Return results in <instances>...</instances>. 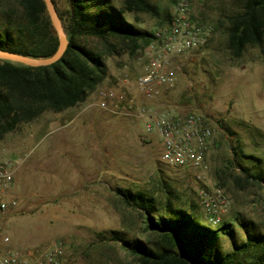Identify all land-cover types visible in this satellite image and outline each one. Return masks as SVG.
Segmentation results:
<instances>
[{
	"label": "rangeland",
	"instance_id": "rangeland-1",
	"mask_svg": "<svg viewBox=\"0 0 264 264\" xmlns=\"http://www.w3.org/2000/svg\"><path fill=\"white\" fill-rule=\"evenodd\" d=\"M56 1L59 9L69 8L67 0ZM149 1L158 16L138 13L127 18L154 34L153 42L166 40L175 5ZM188 2L191 18L213 26V31L203 48L192 51L190 69L174 89L156 102L140 98L139 103L150 108L163 102L167 109L179 106L207 119L215 132L208 175L201 181L175 170L163 173L157 169L164 168L161 163L142 160L144 151L154 147L140 134L134 135L139 145L128 137L141 130L142 120L124 115L137 113L131 105L139 96L136 85L125 86L121 80L126 72H140L145 48L135 56L106 55L109 80L102 86L128 92L127 103L115 114L89 107L94 95L75 108L45 114L0 142L1 164L15 167L23 161L11 185L19 207L0 214V239L9 237L20 250L64 241L74 264H138L110 234L101 235L118 231L131 240L149 239L145 219L125 205L118 189L146 191L161 207L170 200L212 228L231 224L241 242L246 235L240 221L254 222L264 232V181L242 170L264 172V47H250L236 58L228 47L226 23L237 6L230 0ZM115 4L121 6V1ZM137 63L140 69L135 70ZM203 190H219L231 201L219 225L209 222L201 208ZM221 243L225 253L234 250L228 236L221 235Z\"/></svg>",
	"mask_w": 264,
	"mask_h": 264
},
{
	"label": "trees",
	"instance_id": "trees-1",
	"mask_svg": "<svg viewBox=\"0 0 264 264\" xmlns=\"http://www.w3.org/2000/svg\"><path fill=\"white\" fill-rule=\"evenodd\" d=\"M69 45L52 65L31 67L0 60V142L23 125L47 113H62L85 103L108 77L106 55L135 56L155 35L138 28L127 15L158 16L149 0H67L59 9ZM176 5L179 0H169ZM237 10L227 17L228 47L236 58L248 48L264 47V0H230ZM223 25V24H222ZM59 48V39L44 0H0V49L45 59ZM242 167V166H241ZM264 181L262 170L248 173ZM244 189V188H243ZM128 208L145 219L148 241L131 240L118 231L103 232L120 242L138 264H264V232L254 222L240 221L246 241H238L231 224L205 225L169 200L159 206L150 193L118 189ZM221 235L234 250L225 253Z\"/></svg>",
	"mask_w": 264,
	"mask_h": 264
},
{
	"label": "built area",
	"instance_id": "built-area-1",
	"mask_svg": "<svg viewBox=\"0 0 264 264\" xmlns=\"http://www.w3.org/2000/svg\"><path fill=\"white\" fill-rule=\"evenodd\" d=\"M212 31L213 26L200 25L191 18L188 0H179L171 18L169 36L146 47L143 58L139 59L142 67L135 80L139 96L152 101L174 89L190 69L188 58L192 51L203 48ZM127 100L126 90L102 86L97 88L89 107L98 106L115 114L116 108ZM136 111L124 115L142 120L146 131L158 133L162 145L159 163L164 166L161 168L164 173L175 170L201 181L208 175L215 132L204 116L191 110H154L145 106L137 107ZM142 160L149 162V153L144 151ZM22 165L23 161L15 167L11 163H0V214L19 207V198L11 185ZM200 204L208 221L219 225L231 201L219 190L215 194L203 190ZM70 259L69 247L64 241L34 250H20L12 246L9 237L0 239V264H74Z\"/></svg>",
	"mask_w": 264,
	"mask_h": 264
},
{
	"label": "water",
	"instance_id": "water-1",
	"mask_svg": "<svg viewBox=\"0 0 264 264\" xmlns=\"http://www.w3.org/2000/svg\"><path fill=\"white\" fill-rule=\"evenodd\" d=\"M44 2L46 4L48 14L51 18V21L53 23V26L55 28V31L59 39L58 51L50 58L36 59L0 49V60L9 61L12 63L31 66V67H43V66L52 65L62 59L69 45L67 32L60 19V16L56 10L53 1L44 0Z\"/></svg>",
	"mask_w": 264,
	"mask_h": 264
},
{
	"label": "crops",
	"instance_id": "crops-1",
	"mask_svg": "<svg viewBox=\"0 0 264 264\" xmlns=\"http://www.w3.org/2000/svg\"><path fill=\"white\" fill-rule=\"evenodd\" d=\"M138 65H140L139 63H137V65L134 67V69L136 70H138V69H140V67L138 66ZM136 74H138V73H136L134 70H131L130 72H126L125 74H122V80H121V83H123L125 86H129V87H133V86H135L136 85ZM107 80H109V76L106 78V80L99 86V87H102V85H104L105 84V82L107 81ZM107 85H109L108 83H107ZM98 87V88H99ZM97 90V89H96ZM96 92V91H95ZM95 92L88 98V99H90L91 97H93L94 95H95ZM135 92H138L137 91V89L135 90ZM169 93V92H168ZM167 93V94H168ZM138 94V93H137ZM167 94H165V95H167ZM165 95H163V96H165ZM138 96H139V94H138ZM138 98V101H136V103L135 104H132L131 105V108H137V107H140V106H143V105H140V98H141V100H142V102L144 101V102H147V103H151V102H156L157 101V99L156 100H152V101H147V100H145L143 97H141V96H139V97H137ZM160 98V97H159ZM127 102H125V103H123V104H126ZM167 107V106H166ZM150 108H152V109H154V110H165V109H167V108H165L164 106H163V102H161V103H159L158 105H157V107H150ZM169 109H171V110H175V111H178V112H184L185 111V109L183 108V107H180L179 108V106H169L168 107ZM141 122V121H140ZM128 127H130L129 125H128ZM140 128H141V130H138V131H134L132 134H130V136H128V137H131V139H134L135 140V142H137L138 143V145L140 144L139 143V140L137 139V137H135V136H137V134H140V135H142L141 136V139H147V140H149L150 141V145L152 146V147H154V150H156V148L157 149H159V150H157V153H155L154 152V150L152 149L150 152H149V162L151 161H157V162H160V155H161V151H162V145H161V142H160V138H159V135H158V133L154 130V131H151V132H148V131H146V129H145V125H144V123L143 122H141V124H140ZM135 135V136H134ZM133 137V138H132ZM129 140V139H128ZM130 141V140H129ZM142 143V142H141ZM152 155V157H150ZM150 162V163H151ZM157 169H159V171H161V172H163L162 170H161V168H157ZM156 169V170H157ZM164 173V172H163ZM168 175H170V174H168Z\"/></svg>",
	"mask_w": 264,
	"mask_h": 264
}]
</instances>
